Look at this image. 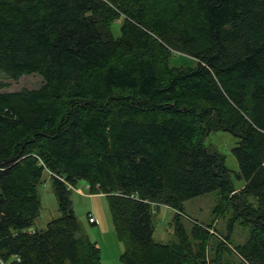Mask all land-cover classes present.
Segmentation results:
<instances>
[{
    "label": "trees",
    "instance_id": "trees-1",
    "mask_svg": "<svg viewBox=\"0 0 264 264\" xmlns=\"http://www.w3.org/2000/svg\"><path fill=\"white\" fill-rule=\"evenodd\" d=\"M32 74L38 88L0 92V264H102L72 209L79 180L105 197L121 264H264V0H0V80ZM215 132L238 140L241 189ZM44 173L61 216L38 230ZM213 191V214L250 236L210 255L211 225L188 235L179 213ZM159 205L175 244L153 241Z\"/></svg>",
    "mask_w": 264,
    "mask_h": 264
},
{
    "label": "rangeland",
    "instance_id": "rangeland-1",
    "mask_svg": "<svg viewBox=\"0 0 264 264\" xmlns=\"http://www.w3.org/2000/svg\"><path fill=\"white\" fill-rule=\"evenodd\" d=\"M121 22L112 26L114 37L120 34ZM172 66L193 67L194 61L185 55L178 54L170 61ZM4 86L0 87V92H17L22 89H36L42 79L37 74L22 76L17 81L0 80ZM238 140L225 132H215L209 134L205 139L206 145H214L221 154L225 156L226 167L232 172V183L236 189L242 186L243 181L235 179L234 174L238 172L237 162L232 155V149ZM41 184L38 187L40 199L39 216L34 220L33 227L44 230L47 224L61 216L54 196L51 179L47 173L43 174ZM71 189V188H70ZM80 191V192H79ZM74 216L80 226L81 235L87 236L92 242L97 244L100 250L102 264H121L119 256L123 252V246L115 237L111 216L108 210L107 201L103 195H91L85 181L79 180L75 188L70 193ZM218 202V191L187 200L183 203L182 212L179 213V222L184 231L189 235L193 224H210L212 228L209 232L214 237L209 241V254L213 255L217 245L224 238L228 237V246L246 245L250 229L243 228L236 224L231 232L227 229L230 215L216 216L213 210ZM92 215L97 220L96 224L88 221V215ZM176 212L166 206H154L152 209L153 241L163 245L175 244L178 242L176 234ZM225 262L229 264L240 263V258L235 254H223ZM68 264V263H66Z\"/></svg>",
    "mask_w": 264,
    "mask_h": 264
},
{
    "label": "built area",
    "instance_id": "built-area-1",
    "mask_svg": "<svg viewBox=\"0 0 264 264\" xmlns=\"http://www.w3.org/2000/svg\"><path fill=\"white\" fill-rule=\"evenodd\" d=\"M73 189V188H72ZM80 192V191H79ZM88 221L90 222V223H93V224H96V222H97V220L95 219V217L94 216H92V215H88Z\"/></svg>",
    "mask_w": 264,
    "mask_h": 264
},
{
    "label": "crops",
    "instance_id": "crops-1",
    "mask_svg": "<svg viewBox=\"0 0 264 264\" xmlns=\"http://www.w3.org/2000/svg\"><path fill=\"white\" fill-rule=\"evenodd\" d=\"M243 185H244V183L242 184V186H240V188H239V189H241V188L243 187ZM32 229H34V228H32ZM31 231H33V230H31Z\"/></svg>",
    "mask_w": 264,
    "mask_h": 264
},
{
    "label": "clouds",
    "instance_id": "clouds-1",
    "mask_svg": "<svg viewBox=\"0 0 264 264\" xmlns=\"http://www.w3.org/2000/svg\"><path fill=\"white\" fill-rule=\"evenodd\" d=\"M93 224V223H92Z\"/></svg>",
    "mask_w": 264,
    "mask_h": 264
}]
</instances>
